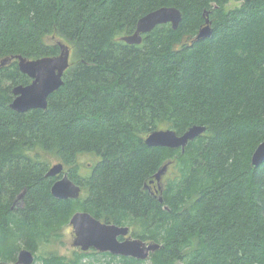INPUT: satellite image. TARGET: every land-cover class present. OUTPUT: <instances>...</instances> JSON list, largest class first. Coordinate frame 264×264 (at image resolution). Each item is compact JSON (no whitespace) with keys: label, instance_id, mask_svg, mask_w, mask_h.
<instances>
[{"label":"trees","instance_id":"obj_1","mask_svg":"<svg viewBox=\"0 0 264 264\" xmlns=\"http://www.w3.org/2000/svg\"><path fill=\"white\" fill-rule=\"evenodd\" d=\"M231 1L0 0V61L56 56L52 39L71 48L47 109L13 110V88L31 78L17 60L0 69V264L22 247L35 254L77 211L160 243L151 264H264V162L252 166L264 140V0ZM164 6L181 10L178 29L160 24L141 44L121 40ZM206 13L214 33L197 40ZM195 124L207 130L184 152L145 142L156 129ZM43 153L64 163L83 197L52 195L58 177L47 176ZM85 154L94 158L86 175ZM168 161L176 171L160 189L151 180ZM64 259L43 263L85 264Z\"/></svg>","mask_w":264,"mask_h":264},{"label":"water","instance_id":"obj_2","mask_svg":"<svg viewBox=\"0 0 264 264\" xmlns=\"http://www.w3.org/2000/svg\"><path fill=\"white\" fill-rule=\"evenodd\" d=\"M207 14L205 24L196 36L197 40L213 36L214 29ZM182 19L181 10L174 6L158 8L142 16L137 23L136 30L122 36L121 40L128 44H141L143 36L156 26L171 23L174 29H178ZM55 41L60 47V53L56 56L29 59L19 54L5 57L0 61L1 69L12 60H17L20 71L31 78L29 84L16 85L13 88L15 98L10 105L13 110L24 113L31 109H47L49 97L64 85V76L71 65V48L63 40L56 39ZM206 130L207 126L198 124L189 127L182 134L174 129H156L146 137L145 142L151 147L181 148L184 152L188 144L203 135ZM262 162H264V140L253 152L252 166L258 167ZM171 164V161L166 162L151 180L152 183L157 181L160 189L162 178ZM47 176L59 177L51 187V193L55 198L79 199L81 197V185L69 177L63 162L51 166ZM21 197L23 193L19 195V198ZM160 201L163 202V197ZM70 224L73 226L74 233L72 246L82 251L95 249L101 253L147 260L151 253L161 248L158 242L133 237L129 226L105 222L88 211L75 212L70 219ZM34 262L35 254L27 248H22L16 262L10 264H33Z\"/></svg>","mask_w":264,"mask_h":264},{"label":"rangeland","instance_id":"obj_3","mask_svg":"<svg viewBox=\"0 0 264 264\" xmlns=\"http://www.w3.org/2000/svg\"><path fill=\"white\" fill-rule=\"evenodd\" d=\"M240 4L241 2L233 0L228 4L227 8H234ZM52 40L55 41L56 39ZM60 40L65 41L64 39ZM43 158L48 161L49 167L61 162L57 157L52 154L43 153ZM93 162L94 158L91 155L85 154L79 158V163L81 164V171L84 175L90 173L89 164H92ZM67 169L65 167V170ZM175 171L176 168L174 167V165H171L167 171V177L172 176ZM83 191L84 190L82 189V193ZM83 196L84 194L82 195V197ZM53 233L55 234V237H52L50 242L43 244V246H41V248L35 253L36 258L33 264H44L43 258L50 256L65 258V261L71 262L76 260L77 257H79L80 255L82 261L85 262V264H107L109 262L110 264H121L119 258H113L112 256L102 255L98 253L95 249H92L88 252H83L79 248L73 247L72 243L74 240V233L73 226L70 224V219H68L67 221L57 222L54 227ZM83 253L87 255L82 256ZM144 264H151V261L147 260Z\"/></svg>","mask_w":264,"mask_h":264},{"label":"flooded vegetation","instance_id":"obj_4","mask_svg":"<svg viewBox=\"0 0 264 264\" xmlns=\"http://www.w3.org/2000/svg\"><path fill=\"white\" fill-rule=\"evenodd\" d=\"M65 171H67V170H65ZM67 173H68V171H67ZM59 178V177H58ZM57 178V179H58ZM80 185V184H79ZM82 187V186H81ZM82 189H83V187H82ZM23 199V197H21V198H19L18 197V199L16 200V204H19V203H21L20 201ZM25 248V247H24ZM36 258V257H35Z\"/></svg>","mask_w":264,"mask_h":264}]
</instances>
